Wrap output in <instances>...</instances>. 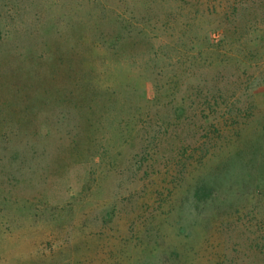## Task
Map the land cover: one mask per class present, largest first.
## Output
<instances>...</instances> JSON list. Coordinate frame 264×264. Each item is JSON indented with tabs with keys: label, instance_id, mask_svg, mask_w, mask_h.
I'll use <instances>...</instances> for the list:
<instances>
[{
	"label": "rangeland",
	"instance_id": "obj_1",
	"mask_svg": "<svg viewBox=\"0 0 264 264\" xmlns=\"http://www.w3.org/2000/svg\"><path fill=\"white\" fill-rule=\"evenodd\" d=\"M0 264H264V0H0Z\"/></svg>",
	"mask_w": 264,
	"mask_h": 264
},
{
	"label": "trees",
	"instance_id": "obj_2",
	"mask_svg": "<svg viewBox=\"0 0 264 264\" xmlns=\"http://www.w3.org/2000/svg\"><path fill=\"white\" fill-rule=\"evenodd\" d=\"M257 32H258V30L257 29H253V28L245 27L244 29H242V32H240L235 27H232V28H230V27L228 28L227 27V29L224 30V32H223V34L221 36L222 38L219 41V46L217 45L218 47H215L212 43H206V41L204 42L202 47H204V46H205V48H206V46L209 47V49L206 48V52L208 54V58L214 59L216 63L218 62L222 66H225L229 62H231L233 64L235 63L236 65L237 64H242L246 60L252 61L253 60V56L256 55L255 49H254V52L250 51V50L253 48V46L256 47V46H259V44H261V43H257V41H258L257 40V38H258ZM234 35H236V36L238 35V38H237V41L235 42V45H239L238 50H241V51H239V52H241V57H239V56H236V57L235 56H231V57L229 56L228 57L227 53L221 54V50H226V46H225L224 49L221 48L223 46L222 44H225V43H229L230 44V43H232L231 41H232V37ZM199 50H200V52L197 53L198 54L197 56L204 57L203 56L204 53L202 52V50L201 49H199ZM155 55H157V54L155 53ZM208 58H207V56L205 54V57L203 59L204 62L206 60H208ZM150 63H151V59L148 60L147 64H150ZM223 64H225V65H223ZM228 71H230V70L228 69ZM208 102H210V101H208ZM250 108H251V106H250ZM196 195H197V197H208V196H210V193H209V191L206 188H202V189H199L196 192Z\"/></svg>",
	"mask_w": 264,
	"mask_h": 264
}]
</instances>
